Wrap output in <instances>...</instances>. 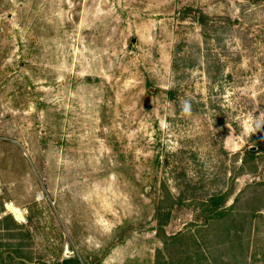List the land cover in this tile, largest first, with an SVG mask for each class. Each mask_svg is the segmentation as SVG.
I'll return each mask as SVG.
<instances>
[{"label": "rangeland", "instance_id": "obj_1", "mask_svg": "<svg viewBox=\"0 0 264 264\" xmlns=\"http://www.w3.org/2000/svg\"><path fill=\"white\" fill-rule=\"evenodd\" d=\"M2 253L264 264V0H0Z\"/></svg>", "mask_w": 264, "mask_h": 264}, {"label": "trees", "instance_id": "obj_2", "mask_svg": "<svg viewBox=\"0 0 264 264\" xmlns=\"http://www.w3.org/2000/svg\"><path fill=\"white\" fill-rule=\"evenodd\" d=\"M203 20V18L201 19ZM200 20V21H201ZM257 144V143H256ZM249 155L251 156L249 160L247 158L244 160L245 164H248L250 161H254L253 157L255 156L254 152L249 151L247 153V157L249 158ZM228 195L220 194L215 195L213 197H210L206 202L202 204V211L204 210V220L207 224H211L215 221L223 220L227 216V209L225 208V204L227 202ZM5 221L10 222L15 228H22L21 225H19L11 216H7L4 218ZM11 229H8L10 231ZM181 237V234L176 236L175 238H172V240H179ZM18 257H11L6 256L4 257V254H0V264H25L20 258V253H16Z\"/></svg>", "mask_w": 264, "mask_h": 264}, {"label": "bare ground", "instance_id": "obj_3", "mask_svg": "<svg viewBox=\"0 0 264 264\" xmlns=\"http://www.w3.org/2000/svg\"><path fill=\"white\" fill-rule=\"evenodd\" d=\"M15 214L19 215L18 212H17V210H15Z\"/></svg>", "mask_w": 264, "mask_h": 264}]
</instances>
